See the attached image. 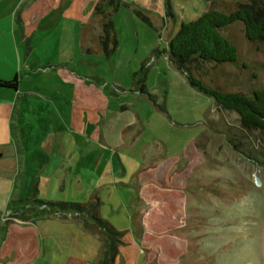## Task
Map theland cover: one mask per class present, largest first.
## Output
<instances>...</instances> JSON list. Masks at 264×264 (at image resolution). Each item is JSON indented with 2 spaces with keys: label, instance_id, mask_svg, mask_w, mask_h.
<instances>
[{
  "label": "rangeland",
  "instance_id": "obj_1",
  "mask_svg": "<svg viewBox=\"0 0 264 264\" xmlns=\"http://www.w3.org/2000/svg\"><path fill=\"white\" fill-rule=\"evenodd\" d=\"M139 1L140 8H133L131 0L105 7L119 47L110 55L99 44L101 34L97 37L101 27L95 9L101 0L91 12L77 1L66 13V25L58 24L52 33L40 32L35 8L28 10V21H19L22 9L15 2L6 9L12 20L3 24L11 32L6 71L0 74L8 80L18 77L23 94L14 102L0 95V179L18 171L20 149L26 177L25 185L17 187L24 188L27 200L10 215L6 200H0V226L6 233L0 237L1 251L21 255L0 264L30 263L40 235L35 227L23 226L47 220L75 226L99 242L95 264L99 260V237L87 233L73 214L37 204L32 192L39 185L42 195L49 189L48 196L69 203L100 199L101 217L125 232L122 247L129 241L139 246L134 264H264V141L254 132L241 139L238 149L230 145L238 139L230 132L238 117L170 69L164 51L171 40L149 14L161 11V5ZM210 1L228 4L223 8L230 12L251 0H194L197 9L191 0H173L176 14L161 18L167 26L177 16L180 29L204 15ZM90 20L91 32L83 37ZM224 34L250 69L225 65L216 70L206 64L201 68L205 80L209 83L222 69L219 84L229 92L264 86V46L249 43L240 23ZM142 69L147 95L137 92L133 82ZM253 74L258 79L251 80ZM174 75L181 85L174 84ZM51 130L65 135L70 151L77 150L71 162L55 170L53 157L42 147ZM87 148L93 151L84 156ZM50 172L48 188L40 178ZM58 258L55 264H90L63 253Z\"/></svg>",
  "mask_w": 264,
  "mask_h": 264
},
{
  "label": "trees",
  "instance_id": "obj_2",
  "mask_svg": "<svg viewBox=\"0 0 264 264\" xmlns=\"http://www.w3.org/2000/svg\"><path fill=\"white\" fill-rule=\"evenodd\" d=\"M116 1L118 0H101L95 9V16L100 20L102 31L99 44L108 55L111 50V53H116L119 47L114 24L105 7L113 5ZM210 2L209 10L204 15L195 21L182 24L178 34L165 49L164 56L168 57L170 66L183 75L193 89L212 99L221 110L238 117L237 125L230 130L238 138L232 139L230 145L238 149L239 146H243L241 139L250 137L254 132L259 133L261 140L264 141V86L229 92L225 85L219 84V79L225 76V71L221 69V73L218 74L216 70L225 65H234L241 71L250 69L247 64L240 62L238 48L224 32L240 23L249 43L253 45L259 43L264 46V0H251L250 4H236V8L230 12H226L223 8L228 4ZM166 14L167 17L173 18L170 3L166 4ZM206 64L216 68V74L210 77L209 83L201 74V68ZM145 73L142 69V72L136 74L133 80L134 86H137V92L142 95L148 94ZM141 75L142 77H139ZM252 79H258L256 74L251 76ZM18 83L17 79L10 82L0 80V88L16 90ZM162 111L165 109L163 108ZM253 159L254 157H251V160ZM255 161L258 162L256 159ZM36 203L57 208V213L73 214L82 221L87 233L100 239L102 251L97 264L116 263L120 248L124 245L125 232L117 230L109 221L101 217L103 203L100 199L93 198L86 203L43 201ZM53 213L50 212L51 215Z\"/></svg>",
  "mask_w": 264,
  "mask_h": 264
},
{
  "label": "crops",
  "instance_id": "obj_3",
  "mask_svg": "<svg viewBox=\"0 0 264 264\" xmlns=\"http://www.w3.org/2000/svg\"><path fill=\"white\" fill-rule=\"evenodd\" d=\"M77 1H80L86 4L87 7L89 8V11L91 12L99 0H0V72L6 71V68L4 67L7 66L6 65L7 60L5 59V55H6L5 51L6 49H8V46H9L8 34L11 31L9 28H5L4 26L5 24L3 23L8 22L9 19L12 20V18L9 17L10 13L8 12V10H6L11 3L15 2L18 8L20 7L22 9L20 13L21 16L19 15L18 17L19 21L21 20V17L25 19L26 21H28L27 20L28 18L26 17L28 10L34 9V8L38 10L35 20L37 21V25H39L40 32L49 31V33H52L56 29V26L58 24H62L63 27L66 25V13L71 8H73V6H75ZM153 1L154 3H158L161 5V11H155V10L150 11L149 13L150 17L152 18V20H155L156 25H161V26L163 25L164 34H166L165 39L167 41L172 40L178 34L180 30L178 27L177 16L173 20L172 19L168 20L167 26L164 24L165 19L161 18V16H165V18L168 19L167 14H166V4L167 3H170L172 5L173 12L174 14H176L177 9L174 4L175 2L173 3V0H153ZM131 3L133 4V8L134 6L135 8L141 7V1L139 0H131ZM191 3L193 4L194 8L197 9V6L194 0H191ZM186 7L189 8L187 4H186ZM208 7L209 6H206L207 9H209ZM201 16L202 15L195 16L196 18L195 20H197ZM21 23L23 24V22ZM92 23H94V20L93 22L90 20L88 26L83 29L84 32L86 31L83 34V37H86L87 33L91 32L90 27ZM24 25H28V23L25 22ZM65 29L66 27L63 29V31ZM99 30L100 31H97V37L99 34L102 33L101 29ZM167 35L169 36L168 39H167ZM73 38H75L74 33H73ZM170 42L171 41H169L168 44H170ZM170 69H171V66H170ZM174 78H175L174 84L178 86L182 84L181 80L177 76L174 75ZM14 79L18 80V77ZM0 80L7 81V82L12 81V80H8L4 78L3 75L1 74H0ZM22 86L23 84L22 82H20L18 83V87L16 90L0 89V95L3 96L7 100H11V102H14V100L21 101V97L23 94ZM185 108H188V107H185ZM185 108H182V109H185ZM106 117H108V114ZM46 136H49L48 137L49 139L45 143L42 144V147L46 149L47 152L53 157V161L55 163V166L53 164V167H52L53 170L57 168L60 169V166L62 164L71 162L72 160L71 156L75 153L74 151L76 150V148L73 151H70L66 147L65 135L57 132L56 130H51V133L47 134ZM92 151L93 149L87 148L86 151L83 152L84 156L85 154L86 155L91 154ZM18 161H19L18 171L13 170L14 174L8 176L9 177L8 180L0 179V200H6L5 207L7 208V210H10L9 215L11 213L16 212V209H17L16 207L20 205V202H22L23 200H27L25 197L26 193L24 192V188L22 187L19 189L17 187L18 185L20 186L25 185L24 178L26 177V169H25V163L23 159V153L21 152L20 149H18ZM13 169H16V166H14ZM15 172H18V173L15 174ZM48 174H49L48 176L43 177L44 176L43 175L42 178H40V183L41 184L42 182L48 183V188H50L49 184L52 182L51 177L54 174L51 172ZM59 180L61 181V184H62V188H60V190H64L65 175L63 177H60ZM41 188L42 187L40 185L39 187L36 186L34 188V192H32V194H37L38 199L40 201H43V202H71V201H68L66 198H63L60 196H57V197L55 196L51 197L50 195L48 196L49 189H46L45 193L47 192V190L48 192L42 195L40 191L43 189ZM1 192L4 194V197H2ZM28 196L30 198L31 194ZM47 196L48 198H46ZM16 199L17 200L19 199V201H14ZM9 200H11V205L9 203ZM5 226L7 227L12 226L13 228V226L15 225L5 224ZM23 227H30V228L35 227L36 231H38L40 235L38 237L39 241L36 243L35 252L30 256L31 257L30 263H27V264H55L61 261L59 260L58 257L62 253L66 254L67 256L71 258H80L82 260H85L86 262H89L90 264H95V262L97 261V255H98L99 248H100L99 242L91 239V237L83 233L80 229H78L75 226L59 224L56 221L47 220V221H40V222H37L36 224H30V225L23 226ZM3 231H4V227L0 226V237H3L6 234V233L4 234ZM11 231L12 229L6 230L7 233ZM129 242L130 243L125 244V246L122 247L120 256L117 258L115 264H134L136 257H138V255H141L139 246L136 243H133L132 241H129ZM2 249H3V246L0 245V262L2 263H9L10 260H13V259L16 260L18 259V256L19 257L21 256L18 253L16 254V252L11 253L12 255H10V253L7 254L8 252L2 253L1 251Z\"/></svg>",
  "mask_w": 264,
  "mask_h": 264
},
{
  "label": "water",
  "instance_id": "obj_4",
  "mask_svg": "<svg viewBox=\"0 0 264 264\" xmlns=\"http://www.w3.org/2000/svg\"><path fill=\"white\" fill-rule=\"evenodd\" d=\"M2 157V154H0V158Z\"/></svg>",
  "mask_w": 264,
  "mask_h": 264
}]
</instances>
